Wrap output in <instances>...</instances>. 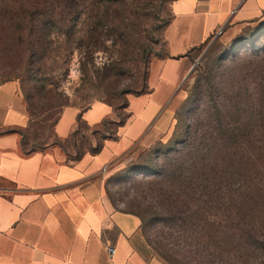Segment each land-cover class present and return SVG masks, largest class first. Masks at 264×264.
Wrapping results in <instances>:
<instances>
[{"label":"rangeland","instance_id":"374dc122","mask_svg":"<svg viewBox=\"0 0 264 264\" xmlns=\"http://www.w3.org/2000/svg\"><path fill=\"white\" fill-rule=\"evenodd\" d=\"M96 1L103 13L96 29L91 28L93 15L89 14L79 24L74 39L53 33L47 43L49 51L42 59L0 47V80L19 81L29 116L27 125L20 129L26 152L50 150L56 145L75 152L72 141L59 139L54 130L56 119L67 104L84 109L93 102L105 101L114 108L113 115L95 127L79 124L80 151H93L103 137H115L118 124L129 117V97L150 89L153 62L176 56L168 47L173 0ZM261 28L254 32L247 29L231 38L214 34L197 47L192 67L185 74L171 109L174 136L167 143L164 135L151 144L131 148L106 171L105 188L112 203L146 214L140 247L150 258L168 264H264V247L244 249L241 240L235 239V249L227 247L221 252L207 242L208 227L204 222L172 215L169 204L163 205L160 197L175 187L171 180L179 163L170 165L169 161L187 149L177 140L187 136L192 124L195 127L201 122L208 106L213 109V92L238 74L243 60L255 53L264 54V31L257 35ZM114 60L122 61L120 69L110 68ZM26 90L31 93L30 100ZM172 146L179 150L169 153ZM139 169L155 174L146 175ZM153 210L158 214L156 218L150 215ZM260 240L264 241V235Z\"/></svg>","mask_w":264,"mask_h":264},{"label":"crops","instance_id":"0c3cea01","mask_svg":"<svg viewBox=\"0 0 264 264\" xmlns=\"http://www.w3.org/2000/svg\"><path fill=\"white\" fill-rule=\"evenodd\" d=\"M172 11L168 47L176 56L153 62L149 91L129 97L128 119L93 151L78 149L79 124L97 126L113 115L112 105L62 108L54 130L72 141L74 153L60 145L26 152L20 129L29 116L20 83L0 80V264H168L145 255L142 217L112 203L106 171L137 145L164 135L169 141L171 109L196 48L220 28L231 38L263 27L264 0H173Z\"/></svg>","mask_w":264,"mask_h":264},{"label":"trees","instance_id":"16d2710c","mask_svg":"<svg viewBox=\"0 0 264 264\" xmlns=\"http://www.w3.org/2000/svg\"><path fill=\"white\" fill-rule=\"evenodd\" d=\"M98 2L0 0V47L42 59L53 33L74 39L89 14L93 15L91 28L96 29L103 17ZM121 64L114 60L110 68L120 69ZM232 78L213 92V109L208 106L201 122L192 124L187 136L177 140L187 149L169 161L170 165L179 163L171 180L175 187L160 196L172 215L204 222L207 242L221 252L235 249V239L241 240L244 249L264 247L260 240L264 235V54L243 60ZM26 95L30 100L31 93L26 90ZM136 213L146 221L144 212ZM150 215L156 218L158 214L153 210Z\"/></svg>","mask_w":264,"mask_h":264},{"label":"built area","instance_id":"2783aa9c","mask_svg":"<svg viewBox=\"0 0 264 264\" xmlns=\"http://www.w3.org/2000/svg\"><path fill=\"white\" fill-rule=\"evenodd\" d=\"M222 32V28H220L219 30H217V32L215 33V35H219ZM108 251L110 252V254H113L116 250L115 246H108L107 247Z\"/></svg>","mask_w":264,"mask_h":264}]
</instances>
